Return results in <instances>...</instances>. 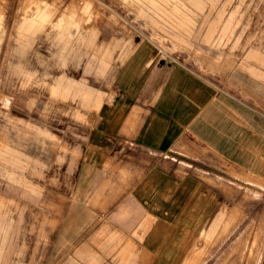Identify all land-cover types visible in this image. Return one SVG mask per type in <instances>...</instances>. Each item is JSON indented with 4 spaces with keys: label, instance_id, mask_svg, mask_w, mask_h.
I'll use <instances>...</instances> for the list:
<instances>
[{
    "label": "rangeland",
    "instance_id": "obj_1",
    "mask_svg": "<svg viewBox=\"0 0 264 264\" xmlns=\"http://www.w3.org/2000/svg\"><path fill=\"white\" fill-rule=\"evenodd\" d=\"M193 77L264 121V0H0V264H139L115 234L58 243L55 219L100 107ZM241 190L159 264H264V179Z\"/></svg>",
    "mask_w": 264,
    "mask_h": 264
},
{
    "label": "crops",
    "instance_id": "obj_2",
    "mask_svg": "<svg viewBox=\"0 0 264 264\" xmlns=\"http://www.w3.org/2000/svg\"><path fill=\"white\" fill-rule=\"evenodd\" d=\"M155 88L100 107L77 146L70 199L55 219L58 243L91 229V238L115 234L136 246L139 264H159L168 238L190 235L206 206L236 203L243 184L264 179V121L194 77L160 96Z\"/></svg>",
    "mask_w": 264,
    "mask_h": 264
}]
</instances>
